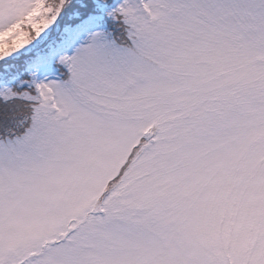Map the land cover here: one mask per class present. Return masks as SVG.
I'll list each match as a JSON object with an SVG mask.
<instances>
[{"label": "snow or ice", "instance_id": "6c2138e0", "mask_svg": "<svg viewBox=\"0 0 264 264\" xmlns=\"http://www.w3.org/2000/svg\"><path fill=\"white\" fill-rule=\"evenodd\" d=\"M0 264H264V0H0Z\"/></svg>", "mask_w": 264, "mask_h": 264}]
</instances>
